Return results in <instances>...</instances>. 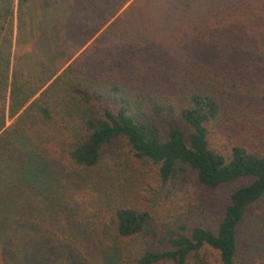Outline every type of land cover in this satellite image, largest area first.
<instances>
[{"label": "trees", "instance_id": "obj_1", "mask_svg": "<svg viewBox=\"0 0 264 264\" xmlns=\"http://www.w3.org/2000/svg\"><path fill=\"white\" fill-rule=\"evenodd\" d=\"M79 1L0 0V264H264V0H159L66 66ZM131 158L159 212L123 196Z\"/></svg>", "mask_w": 264, "mask_h": 264}, {"label": "rangeland", "instance_id": "obj_2", "mask_svg": "<svg viewBox=\"0 0 264 264\" xmlns=\"http://www.w3.org/2000/svg\"><path fill=\"white\" fill-rule=\"evenodd\" d=\"M70 2V0H68ZM68 5V3H66ZM175 7H172L173 9ZM69 7V5H68ZM114 11V13H113ZM161 11V4L159 0H80L73 10L74 22L70 23L74 26V32L67 34V50L76 49L71 56L66 66L75 61L98 62L102 54L109 49L112 50L114 45L122 38L127 37L135 39L144 34L142 26V17L145 13L155 15ZM106 12V13H105ZM65 16V14H63ZM138 20V23H136ZM177 19L172 21L175 22ZM173 26L169 29L163 27L156 28L155 40L161 43L155 51L165 50L167 44L173 38L171 31ZM47 34V29H46ZM14 49L15 52L17 39V22L14 32ZM164 35V36H163ZM163 37V39L161 38ZM170 36V40L169 39ZM174 43V41H172ZM159 43H157L159 45ZM9 121L8 125H11ZM124 150L126 147L123 148ZM127 150V149H126ZM130 165L124 170L120 182L124 186L122 190L131 205L140 207L149 211L160 210L159 204L162 199L163 189L161 187L158 176L151 173V165L145 161H139L134 158L130 159ZM59 182V181H58ZM58 182H55L58 183ZM247 180L236 183L234 186H228L220 190H207L211 198L221 197L216 201L215 208L224 211L227 206L230 191L235 187L242 186ZM61 187V184L57 185Z\"/></svg>", "mask_w": 264, "mask_h": 264}]
</instances>
